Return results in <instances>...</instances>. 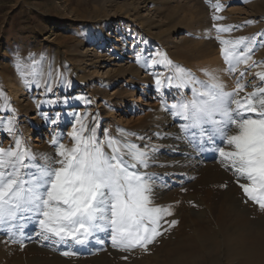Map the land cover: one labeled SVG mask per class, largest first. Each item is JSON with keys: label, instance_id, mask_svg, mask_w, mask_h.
I'll list each match as a JSON object with an SVG mask.
<instances>
[{"label": "rangeland", "instance_id": "rangeland-1", "mask_svg": "<svg viewBox=\"0 0 264 264\" xmlns=\"http://www.w3.org/2000/svg\"><path fill=\"white\" fill-rule=\"evenodd\" d=\"M217 26L231 28L218 31ZM261 33H264V0H0V122H3L0 147L14 146V139L19 137L33 152L54 156L55 149L49 142L53 137H62L60 142L71 147L73 141L68 134L73 125L79 127L76 122L79 115L89 127H95L100 140L106 134L120 138V130L124 129L130 133L127 139L131 142L141 147L155 146L158 151L153 166L147 170L163 169L167 165L163 155L177 150L162 143L172 135L164 117L170 111L162 108V102L170 105L181 95L190 98L191 90L175 87L157 90L156 74L165 77L180 66L206 80L202 69L217 74L222 66L228 67L220 40L245 37L250 45L254 44L249 53L251 59L247 65H237L235 72H226L232 81L229 90L235 88L238 79L247 85L243 96L252 92L253 86L264 87V81L256 75L264 72ZM123 51L129 54L125 62L117 60ZM158 53L166 54L172 65H153L152 58H161ZM213 57H220L224 64L217 68V64H212ZM33 60L38 63L34 65ZM46 84L51 91H46ZM121 85L128 91L114 93ZM149 93L152 98L147 96ZM147 102L157 105L150 107ZM156 113L160 114L155 118ZM9 119L15 121L13 133L4 130ZM53 120L56 122L52 123ZM177 130L180 132V128ZM167 175L177 180L176 176L185 173L171 170ZM194 178L192 175L183 182L191 183ZM233 180L227 177L225 183L218 184L223 190L229 189L230 196L224 192L228 199L219 203L220 210L214 217L219 220L217 226L210 213L198 211L204 207L200 201L204 198L214 212L218 203L213 199L212 188L201 195L199 191H183L175 186L169 198L159 199L158 186L169 182L156 177L153 204L168 208L172 215L163 218L161 224L167 231L147 251L139 247L116 250L107 243L103 251L65 256L51 252L46 244L54 242L42 240L33 226L26 241L16 237L19 233L11 236L0 231V264H36L41 256L53 258L52 264L86 261L93 264L88 258L105 256L107 259L103 260L107 262L102 264H264V232L250 234L245 225L249 212L263 218L264 209L247 200L239 184L235 186L237 179L236 183ZM240 195L244 197L242 201ZM173 219L178 221L175 226L163 222ZM35 235L42 243L33 240Z\"/></svg>", "mask_w": 264, "mask_h": 264}, {"label": "snow or ice", "instance_id": "snow-or-ice-1", "mask_svg": "<svg viewBox=\"0 0 264 264\" xmlns=\"http://www.w3.org/2000/svg\"><path fill=\"white\" fill-rule=\"evenodd\" d=\"M217 28L228 31L231 26ZM220 43L227 71L248 64L254 44L247 38L221 39ZM157 55L161 58H152L153 65H172L166 54ZM17 67L19 70V58ZM175 67L177 71L168 76L156 74L155 84L157 90H191L190 98L181 95L170 105L162 102V108L183 121L178 138L193 149L219 139L223 146L215 150L222 166L233 172L238 183L241 178L247 181L239 184L245 197L264 209V87L253 86L252 92L241 96L247 85L239 79L234 89L226 90L207 69L201 70L207 77L201 80L189 70ZM243 75L241 72L240 77ZM256 75L264 81V72ZM45 87L51 91L47 84ZM84 120L77 115L79 127L73 125L68 134L71 147L60 142L62 137H53L49 143L54 156L33 152L19 137L14 146L0 147V231L23 235L25 228L35 224L42 240L62 245H87L103 233L114 248L147 251L167 231L161 224L163 218L172 215L168 208L153 204L157 174L147 169L153 166L158 149L131 142L124 129L120 138L106 134L100 140L95 127ZM4 130L14 132V119L7 121ZM163 222L169 227L178 223L174 219Z\"/></svg>", "mask_w": 264, "mask_h": 264}, {"label": "bare ground", "instance_id": "bare-ground-1", "mask_svg": "<svg viewBox=\"0 0 264 264\" xmlns=\"http://www.w3.org/2000/svg\"><path fill=\"white\" fill-rule=\"evenodd\" d=\"M213 44V43H212ZM207 46V45H206ZM209 48V47H208ZM207 49V48H206ZM208 50H211L212 49H208ZM213 51H214V48H213ZM209 53V52H208ZM121 58L120 59H117V60H122V61H126V58H129V54H127V51L126 52H121ZM213 54H217V52L215 53H212L211 56H213ZM209 55V54H208ZM207 56V55H206ZM210 56V55H209ZM215 56V55H214ZM216 57V56H215ZM212 58V57H211ZM210 58V59H211ZM214 58V57H213ZM221 58L220 57H217V58H214L212 60V64H217V68H219L221 66V63H222V60H220ZM209 59H207L208 61ZM211 61V60H210ZM220 64V65H219ZM224 64V63H222ZM119 65V64H118ZM129 66V65H128ZM216 69V68H215ZM214 70V69H213ZM254 70V69H253ZM228 72L226 70V67L224 68L222 66L221 69H218L215 73V74L218 78H220V80H222L223 84L225 85V88L226 90H229L232 86V81L230 78L227 77ZM213 73V72H212ZM227 74V75H226ZM229 76V75H228ZM230 77V76H229ZM130 82V81H128ZM252 84V83H251ZM127 92L128 91V88L125 89L124 85H121V88H117L115 90L114 93H121V92ZM144 93L146 94V92L144 91ZM148 97H150V93L149 95H147ZM118 97V96H117ZM147 97V98H148ZM152 98V96L150 97ZM146 105L150 106V107H153V106H156L157 104H151L150 102H147ZM84 110V109H83ZM95 111V110H93ZM97 113H99L100 115V110L97 108ZM160 113H156V115L154 116L155 118L159 115ZM164 115V112L162 113ZM172 116L170 112L166 113L164 115L165 119H166V122H165V125L170 129V132H172V135L171 136H168L169 139L166 140H162V143H167L171 146V148H174V150H177L175 152H172L171 154H166L165 153V156L163 155V160H165L167 162V165H163V169H158V170H151L149 172H152V173H156L157 174V177L160 179L162 177V180H168L169 184L168 185H165V184H161V186H158V189H161L159 190V199H166V198H169L170 195H172L174 193V190H171V188L175 187V186H178L179 189L185 191V190H195V191H199L201 192V195H203V192H207V190L209 188H212L215 193L212 194L213 195V199L215 198V201L218 203L217 206L214 207V212L212 213L211 212V207L209 205H207V203L201 199L200 201L201 202H204V207H202L201 205V208L203 209H198V208H195L196 210L198 209V211H200L201 213L202 212H207L208 214L210 213L211 214V217H213V219L215 220V225L217 226L219 220L216 221V219L214 217L217 216V211L219 212V208H220V201L221 203L224 201L223 198H227V195L230 196L229 194V189L227 190H223L221 189V187L218 186V184H222V183H225V179L227 177H230V179H234L233 181H235L237 179V177L233 174V172L230 170V169H226L225 167L222 166V163H221V158L219 157V154L218 152L215 150V148L217 146H223L221 144V141L219 139L216 140L215 144L213 143H209L210 144V147L207 148V144L208 143H204L202 144V146L200 148H197V149H193L192 147H190L187 142L185 140H182V139H179L178 137H180L182 135L181 132H179V130H177L178 128H180V125L181 123L183 122L182 120L180 119H174V117H170ZM163 117V118H164ZM31 119H35V117H32ZM151 120V119H150ZM165 129V128H164ZM169 132V133H170ZM144 133V132H143ZM166 137V136H165ZM37 140H40V139H37ZM168 140H171V141H168ZM161 141V140H159ZM207 151H206V150ZM215 151V152H213ZM162 155V154H161ZM160 159V158H159ZM165 164V163H163ZM159 165V164H158ZM171 170H175L176 173L178 172H184L185 175H181V176H176L177 177V180H173L171 179V176L167 175L168 172H170ZM148 171V170H147ZM167 176H165V175ZM194 176L195 175V180L191 183H187L188 181L186 182H183V179H188V177L190 176ZM175 177V176H174ZM176 181H178L179 183H177ZM244 182H247L245 179L241 178L239 183L235 181L236 185L237 186L238 184L240 183H244ZM176 184V185H175ZM231 184H234L233 182ZM227 185V184H226ZM234 186V187H235ZM232 187V186H231ZM232 187V188H234ZM230 188V189H232ZM155 189V187H154ZM153 189V191H154ZM157 189V188H156ZM233 190V189H232ZM210 191V189H209ZM243 191V190H242ZM226 197H225V194ZM212 193V192H211ZM235 193V192H234ZM243 193V192H242ZM156 195V196H157ZM244 195V194H243ZM200 196V194H199ZM198 196V197H199ZM244 198L242 195H240V199ZM193 198V197H192ZM212 198V197H211ZM210 198V199H211ZM234 198H236L234 196ZM234 198H231L230 202H232L234 200ZM200 199V197H199ZM228 199V198H227ZM237 199V198H236ZM242 201V199H241ZM199 202V201H198ZM225 202H226V199H225ZM212 203V202H211ZM223 204V203H222ZM240 204V203H238ZM199 206V207H200ZM224 206V205H222ZM228 206V205H227ZM231 207V206H230ZM229 207V208H230ZM225 208V207H224ZM238 208V207H237ZM242 208V207H241ZM235 209V208H234ZM205 210V211H204ZM227 210V209H226ZM229 210V209H228ZM232 210V208H231ZM230 210V211H231ZM235 211V210H234ZM238 212V210H236ZM233 212V210H232ZM203 214V213H202ZM201 214V215H202ZM209 214V215H210ZM233 214V213H232ZM251 214V216H250ZM235 215V214H234ZM234 215H233V219L235 221V218H234ZM178 217V216H177ZM247 217V216H246ZM246 217L244 219H246ZM209 218V217H208ZM175 219H178V218H175ZM213 220V221H214ZM243 220V219H242ZM241 220V222H242ZM247 220V219H246ZM232 221V220H231ZM233 221V222H234ZM237 221V220H236ZM244 221V220H243ZM229 222V221H228ZM210 223V222H209ZM221 223V222H220ZM219 223V224H220ZM245 225L248 226V231H250L252 234L253 232H258V231H261L259 232L258 234H261L264 232V217H258V216H254L251 212L248 213V220L247 222L245 223ZM35 225H30L29 229L24 231V234L23 235H20L18 234L16 237L17 238H22L23 237L27 240V239H30V235L32 234L29 230L31 227H33ZM225 226V225H224ZM197 227V226H196ZM34 228V227H33ZM36 228V227H35ZM238 228V227H237ZM231 229V228H230ZM231 231V230H229ZM263 231V232H262ZM218 232V231H217ZM222 232V230H221ZM237 232V230H236ZM8 234V232H5ZM3 233V234H5ZM218 234L215 232V235ZM264 234V233H263ZM34 235V234H33ZM5 236V235H4ZM12 236V235H11ZM15 236V235H14ZM252 236V235H250ZM3 237V235H2ZM35 238H33L34 241H36L37 244H40L42 243V241H40L38 239V237L35 235L34 236ZM11 238V237H10ZM249 238V237H248ZM0 239H2L0 237ZM12 239V238H11ZM215 239V238H214ZM101 241V240H104L103 243H99L98 242ZM211 240V239H210ZM17 241V240H16ZM214 241V240H212ZM52 242V241H51ZM105 242V243H104ZM35 243V244H36ZM111 243L110 239L108 236H106L105 234L101 233L98 235V239H93L90 243H88L87 245H62V244H57V243H47L46 245H48V247L52 250H50L51 252H56L58 254H63L64 252H66L67 250H71L73 252V254H70L71 256L74 254H81L82 253H90L91 252L95 253L96 251L98 250H101L103 251L105 248L104 244L107 246L108 244ZM211 243V242H210ZM45 245V244H44ZM40 246V245H38ZM110 246V245H109ZM108 246V247H109ZM112 246V245H111ZM211 246V245H210ZM107 247V248H108ZM35 248V247H34ZM110 248V247H109ZM252 248H254L252 246ZM40 249V248H39ZM36 250V249H35ZM118 250V248L116 249ZM202 250H204L202 248ZM222 250V249H221ZM223 251V250H222ZM69 252V251H68ZM117 254H118V251H116ZM123 254V253H122ZM116 255V254H115ZM121 255V254H120ZM32 258V257H30ZM55 258V257H54ZM67 258V257H66ZM106 258V256L104 257ZM103 257L102 258H88L89 260H91L93 262V264H102L103 262H107V260H103L104 259ZM119 258V257H118ZM37 258L35 257L34 258V261L36 260ZM53 259V258H52ZM52 259L48 258H43L42 256L41 257H38V262L36 264H52ZM107 259V258H106ZM110 259H108L109 261ZM25 261H28L29 263V259H26ZM36 262V261H35ZM110 262V261H109ZM85 264H87V261L84 262ZM129 263V262H127ZM20 264V263H18ZM23 264V263H21Z\"/></svg>", "mask_w": 264, "mask_h": 264}]
</instances>
